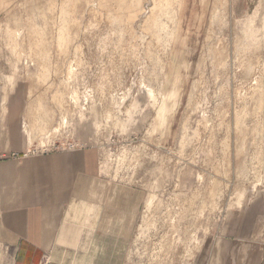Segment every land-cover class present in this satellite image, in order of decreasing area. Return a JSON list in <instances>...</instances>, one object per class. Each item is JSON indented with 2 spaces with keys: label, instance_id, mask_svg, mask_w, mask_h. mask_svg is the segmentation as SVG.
<instances>
[{
  "label": "rangeland",
  "instance_id": "1",
  "mask_svg": "<svg viewBox=\"0 0 264 264\" xmlns=\"http://www.w3.org/2000/svg\"><path fill=\"white\" fill-rule=\"evenodd\" d=\"M6 117L28 153H92L64 225L94 259L264 242V0H0Z\"/></svg>",
  "mask_w": 264,
  "mask_h": 264
},
{
  "label": "crops",
  "instance_id": "2",
  "mask_svg": "<svg viewBox=\"0 0 264 264\" xmlns=\"http://www.w3.org/2000/svg\"><path fill=\"white\" fill-rule=\"evenodd\" d=\"M26 146L18 119H1L0 264H124L120 247L105 246L100 258L88 256L93 248L77 245V230L64 225L78 181L92 175V153L34 154ZM236 237L233 245L205 252L201 264H264L263 241L254 245Z\"/></svg>",
  "mask_w": 264,
  "mask_h": 264
}]
</instances>
